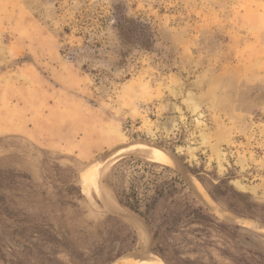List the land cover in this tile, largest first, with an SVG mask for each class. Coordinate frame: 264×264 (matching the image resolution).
I'll list each match as a JSON object with an SVG mask.
<instances>
[{
    "label": "rangeland",
    "instance_id": "obj_1",
    "mask_svg": "<svg viewBox=\"0 0 264 264\" xmlns=\"http://www.w3.org/2000/svg\"><path fill=\"white\" fill-rule=\"evenodd\" d=\"M144 169L182 181L153 214L177 222L164 259L119 201L153 194ZM36 224L59 251L31 264H264V0H0V264Z\"/></svg>",
    "mask_w": 264,
    "mask_h": 264
},
{
    "label": "trees",
    "instance_id": "obj_2",
    "mask_svg": "<svg viewBox=\"0 0 264 264\" xmlns=\"http://www.w3.org/2000/svg\"><path fill=\"white\" fill-rule=\"evenodd\" d=\"M114 27L118 30L119 35L127 36L129 41L131 42L137 41L139 48L147 49L148 47L147 43L151 44L152 35L150 34L149 28L146 25L140 24L136 28H130V26H127L126 24H117ZM144 165H145L144 168H152L154 166V164H144ZM162 169L168 170L165 167ZM145 171L153 177V179H149L144 183L145 191L147 192L150 189H152L153 194L149 197H146L145 199L139 198L137 194L138 186L136 187L137 184L135 185L133 184L131 188V192L127 195H122L123 198H121L119 201H120V204H122L124 207L128 208L129 210L137 213L145 221V223L147 224L149 228V231L152 233L153 242L154 243L157 242L158 244L156 247V250H153V251L155 252V254L157 253L158 256H160V258L164 259L163 249H161L159 245V241L162 239L165 233L168 232L170 234V233L176 232L174 230L176 229L177 222H175L174 220L176 219L172 217L171 220H169V222H166V226L164 228L165 230L161 231V228H157L155 226L153 214H154V210L156 206L158 205V203L162 200H165L166 197L172 194H175L177 192V185L182 184V181L180 180L178 175H176L173 178L162 179V178H159V174H155L152 171H149L148 169H144V172ZM139 172H140V169L138 173ZM136 180L138 181V179ZM66 195L69 197H74L76 200L83 199V196L79 188H77L74 184H69L66 186ZM65 204H69L70 206L74 205L72 200H68L66 202L60 203V205L62 206ZM141 204H143L144 206V209H145L144 212H140L139 210ZM203 211L204 210L202 207L192 208L186 204L184 206L183 213L190 212L191 214H193L194 220H204L205 214ZM21 215L23 217L22 218L23 220L16 221V222L18 223L26 222L28 218H31L30 216H33L35 221H40V222L47 219V217L41 214H38V215L21 214ZM13 216L17 217L18 215L13 214ZM44 226H46L47 228H50L48 225H44ZM30 229H32L31 234H33V236L32 238L31 236L30 237L25 236V238H27L28 240V247H25V250L27 251L25 252L26 254H24L25 258L24 260L16 259L15 262H13V264H31V262H34V261L36 262V260L40 261L41 263H43L44 261L46 262L55 261L57 259L56 257L58 255L59 248L57 246H54L55 248H51L49 252H45L42 250L43 248L42 245L40 246V244H48V243L51 244L50 242L52 241L56 242V239L51 234H47L49 233V229L43 230V226L39 227L38 224L31 226ZM33 250H36L37 252H35V254L32 255ZM123 253L124 252H119L117 255L114 256L113 259L115 260L116 258H119L120 255H122ZM30 259H33L34 261ZM0 262L5 263V260L2 254H0Z\"/></svg>",
    "mask_w": 264,
    "mask_h": 264
},
{
    "label": "bare ground",
    "instance_id": "obj_3",
    "mask_svg": "<svg viewBox=\"0 0 264 264\" xmlns=\"http://www.w3.org/2000/svg\"><path fill=\"white\" fill-rule=\"evenodd\" d=\"M218 209V208H217ZM228 218V217H227ZM123 260V259H122ZM122 260H118V261H122ZM113 264H115V263H113ZM122 264H139V263H137V262H134V261H131V260H125L124 262H122Z\"/></svg>",
    "mask_w": 264,
    "mask_h": 264
},
{
    "label": "water",
    "instance_id": "obj_4",
    "mask_svg": "<svg viewBox=\"0 0 264 264\" xmlns=\"http://www.w3.org/2000/svg\"><path fill=\"white\" fill-rule=\"evenodd\" d=\"M122 259H124V258H122ZM122 259H119V260H122ZM117 262V261H116ZM115 263V262H114ZM111 264H113V263H111Z\"/></svg>",
    "mask_w": 264,
    "mask_h": 264
}]
</instances>
